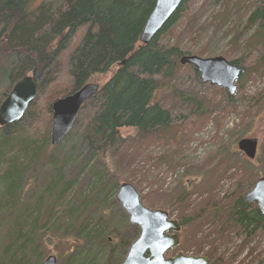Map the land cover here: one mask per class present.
<instances>
[{"label":"trees","instance_id":"trees-1","mask_svg":"<svg viewBox=\"0 0 264 264\" xmlns=\"http://www.w3.org/2000/svg\"><path fill=\"white\" fill-rule=\"evenodd\" d=\"M260 1L248 18L250 26L264 22ZM190 2L184 0L156 37L143 45L140 36L156 0H56L38 5L34 0H0V104L26 75L38 86L23 118L0 126V264H42L51 254L61 264L122 263L139 228L127 238L105 206L117 204L122 182L134 184L139 163L153 158L146 155L149 145L174 123L173 111L154 98L163 82L175 79L187 55L179 45L164 44L163 36L174 29ZM230 62L245 70L242 82L247 67L238 59ZM258 62H264V56ZM108 73L103 83L95 81ZM90 82L97 83L99 91L82 106L65 140L53 146V103ZM174 94L205 114L199 97ZM227 98L234 100L229 93ZM122 129H134L136 135L124 138ZM237 141L209 158L208 170L197 173L201 178L192 182V189L187 187L190 182L170 192L158 189L161 205L182 226L179 247L195 256L204 254L209 264H226L217 245L241 239V252L251 237L264 233V215L243 199L262 175L255 172L261 168L235 149ZM72 157L82 161L81 171L67 169ZM169 160L171 168L181 164L173 156ZM98 164L109 171L107 164L112 173L97 184L75 182ZM226 178L237 181L230 195L221 194L220 181ZM263 261L264 256L257 264Z\"/></svg>","mask_w":264,"mask_h":264},{"label":"rangeland","instance_id":"rangeland-1","mask_svg":"<svg viewBox=\"0 0 264 264\" xmlns=\"http://www.w3.org/2000/svg\"><path fill=\"white\" fill-rule=\"evenodd\" d=\"M51 1L56 0H34V5ZM260 5V0H191L184 9L181 20L173 30L163 36L164 44L179 45L187 55L203 58L222 56L228 61L238 59L248 71L242 82L239 81L240 78L236 82L238 90L232 95L233 102L228 100L226 89L210 83H202L199 72L197 75L195 67L190 64H181L182 67L175 79L172 82H163V87L155 94L154 101L173 111L174 123L169 129L160 131L159 137L149 145L146 155L153 158L141 161L135 173L134 185L137 183L141 185V188L137 189L139 192L141 190V198L142 196L146 198V200L142 198V201L147 207L166 210L161 205L159 188L165 193L179 190L186 182H190L191 185L187 187L192 189V182L196 180L198 182L201 178V175L198 176L197 173L199 171L205 173L208 170L209 158H213L218 153L223 154L224 148L232 147L236 140L238 141L234 146L239 150L238 142L242 138H258V153L253 160V166L261 168L255 170V172L259 171L258 175H264V96L260 97V94L264 92V62H258L264 56V33L262 32L264 22L254 26L248 23L250 14ZM109 76L110 73L100 76L95 81L101 84ZM176 91L199 97L204 103L205 114L195 107H190L187 102H181L174 94ZM40 102L43 109L46 101L42 97ZM121 134L124 138H130L136 135V131L122 129ZM70 146L71 143L65 146V152H68ZM65 154L68 155V153ZM169 156H173L181 164L176 168L169 167ZM72 162L76 167L71 164ZM71 163L69 162L68 170L73 166L78 172L81 171V160L78 161L72 157ZM206 163L207 165L203 167L202 165ZM234 165L235 162L232 161L231 166ZM105 166L109 171H105V167L98 164L94 171L87 172L86 177L75 182L81 184L92 180L93 184H97L102 176L112 173L107 164ZM49 169L46 167L44 170L47 175ZM125 176L129 177V173L126 172ZM236 182L231 178L220 181L223 192L221 194H232ZM150 183L153 184V188L150 187ZM151 189L157 191H151ZM108 203L105 207L111 216L110 219H114V223L126 231L124 234L127 238L132 239L137 232L135 229L137 226L130 223L128 215L118 202L117 204ZM173 218L176 219L175 216ZM0 222H3L1 217ZM2 236L3 231L0 230V246ZM240 240L235 239L233 244L225 246L217 245L218 256L224 258L226 264H257L264 256V233L258 232L251 237L241 252L239 251ZM179 246L180 244L170 250L167 256L173 257L179 251L184 252ZM208 249L209 246L205 251ZM186 254L191 253L186 252ZM57 261L61 264L58 258Z\"/></svg>","mask_w":264,"mask_h":264},{"label":"water","instance_id":"water-1","mask_svg":"<svg viewBox=\"0 0 264 264\" xmlns=\"http://www.w3.org/2000/svg\"><path fill=\"white\" fill-rule=\"evenodd\" d=\"M184 0H156L140 36L143 45L149 44L181 7ZM181 64L193 65L200 74L202 83H210L234 95L237 81L245 70L222 56L203 58L185 55ZM100 86L90 82L75 93L58 99L52 106L51 144L58 146L73 130L82 106L90 100ZM38 86L33 76L26 75L17 81L8 96L0 104V126L4 127L21 120L29 105L37 96ZM258 138H242L239 151L254 160L258 153ZM117 202L129 217L132 225L140 230L132 242L121 264H209L206 256H195L179 251L175 256L167 253L180 244L182 229L177 219L171 218L167 210L147 207L141 194L131 182H122L115 196ZM245 202L256 204L264 215V175L259 177L252 189L243 196ZM42 264H58L56 255H49ZM264 264V261L261 263Z\"/></svg>","mask_w":264,"mask_h":264}]
</instances>
